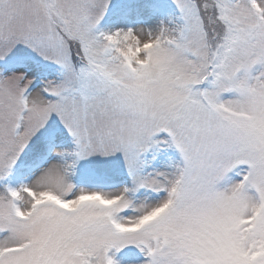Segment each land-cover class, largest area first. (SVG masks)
Wrapping results in <instances>:
<instances>
[{"label": "snow or ice", "instance_id": "obj_1", "mask_svg": "<svg viewBox=\"0 0 264 264\" xmlns=\"http://www.w3.org/2000/svg\"><path fill=\"white\" fill-rule=\"evenodd\" d=\"M0 264H264V0H0Z\"/></svg>", "mask_w": 264, "mask_h": 264}]
</instances>
